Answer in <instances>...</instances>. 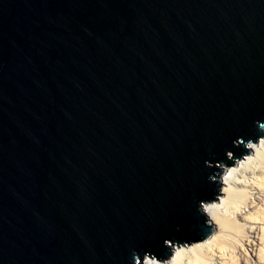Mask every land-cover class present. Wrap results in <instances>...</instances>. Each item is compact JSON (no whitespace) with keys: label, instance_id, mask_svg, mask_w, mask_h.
Here are the masks:
<instances>
[{"label":"water","instance_id":"water-1","mask_svg":"<svg viewBox=\"0 0 264 264\" xmlns=\"http://www.w3.org/2000/svg\"><path fill=\"white\" fill-rule=\"evenodd\" d=\"M255 120L264 0H0V264L202 240Z\"/></svg>","mask_w":264,"mask_h":264},{"label":"bare ground","instance_id":"bare-ground-1","mask_svg":"<svg viewBox=\"0 0 264 264\" xmlns=\"http://www.w3.org/2000/svg\"><path fill=\"white\" fill-rule=\"evenodd\" d=\"M235 178L221 182L206 220L211 232L180 245L167 259L177 264H264V150L249 152ZM234 162L228 168H236Z\"/></svg>","mask_w":264,"mask_h":264},{"label":"clouds","instance_id":"clouds-1","mask_svg":"<svg viewBox=\"0 0 264 264\" xmlns=\"http://www.w3.org/2000/svg\"><path fill=\"white\" fill-rule=\"evenodd\" d=\"M253 124L256 126L259 135L256 136L255 140L252 138L244 139L243 137H237L232 141L234 147L242 148L244 151L239 157H236L234 153L230 150H226L225 155L228 160H231L237 164L236 168H228V165L223 161L217 162L215 167L218 171L214 173H209L208 180L213 183L220 184L221 182H228L235 178V173L239 171L240 168L244 166L247 157L241 160L240 157L244 156L245 153L256 152L264 150V121L255 120ZM207 167H213V162L208 160L204 161ZM217 207L216 205L208 204L204 201H199L197 204V212L208 217L211 215V208ZM163 245L169 250V252H174L177 249L178 242L170 241L169 239L163 240ZM131 264H177L175 256L171 259L159 258L154 253L149 251H144L142 257L138 255L135 249L131 251Z\"/></svg>","mask_w":264,"mask_h":264},{"label":"rangeland","instance_id":"rangeland-1","mask_svg":"<svg viewBox=\"0 0 264 264\" xmlns=\"http://www.w3.org/2000/svg\"><path fill=\"white\" fill-rule=\"evenodd\" d=\"M221 187V186H220ZM219 189H221V188H219ZM219 192V191H218Z\"/></svg>","mask_w":264,"mask_h":264}]
</instances>
